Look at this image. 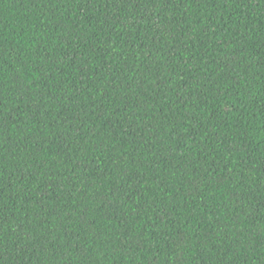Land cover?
Wrapping results in <instances>:
<instances>
[{
  "label": "trees",
  "instance_id": "obj_1",
  "mask_svg": "<svg viewBox=\"0 0 264 264\" xmlns=\"http://www.w3.org/2000/svg\"><path fill=\"white\" fill-rule=\"evenodd\" d=\"M0 264H264V0H0Z\"/></svg>",
  "mask_w": 264,
  "mask_h": 264
}]
</instances>
